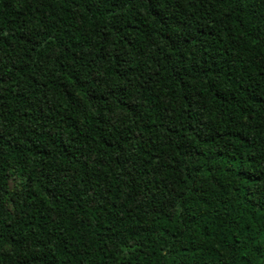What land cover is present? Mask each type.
I'll return each instance as SVG.
<instances>
[{
  "label": "trees",
  "instance_id": "16d2710c",
  "mask_svg": "<svg viewBox=\"0 0 264 264\" xmlns=\"http://www.w3.org/2000/svg\"><path fill=\"white\" fill-rule=\"evenodd\" d=\"M0 264H264V0H0Z\"/></svg>",
  "mask_w": 264,
  "mask_h": 264
}]
</instances>
